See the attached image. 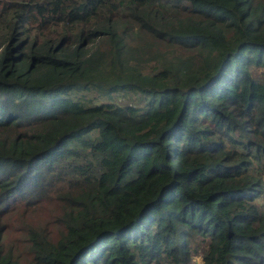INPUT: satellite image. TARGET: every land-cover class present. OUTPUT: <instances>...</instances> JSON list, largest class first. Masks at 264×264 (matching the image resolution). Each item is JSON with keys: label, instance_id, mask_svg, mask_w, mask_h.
<instances>
[{"label": "trees", "instance_id": "1", "mask_svg": "<svg viewBox=\"0 0 264 264\" xmlns=\"http://www.w3.org/2000/svg\"><path fill=\"white\" fill-rule=\"evenodd\" d=\"M260 198L264 0H0V264H264Z\"/></svg>", "mask_w": 264, "mask_h": 264}, {"label": "rangeland", "instance_id": "2", "mask_svg": "<svg viewBox=\"0 0 264 264\" xmlns=\"http://www.w3.org/2000/svg\"><path fill=\"white\" fill-rule=\"evenodd\" d=\"M93 100H94V102H103L104 101V99H100V100L93 99ZM108 101H114V102H116L118 104L130 103L129 102L130 100H127V97H125V96H119V95L118 96H114L111 100H108ZM257 203L259 205H264V198L258 199V202ZM14 235H17V234H14ZM193 264H197V260L196 259L194 260Z\"/></svg>", "mask_w": 264, "mask_h": 264}]
</instances>
